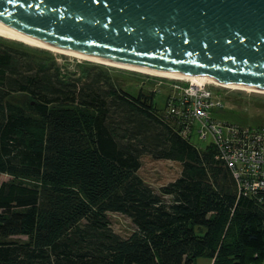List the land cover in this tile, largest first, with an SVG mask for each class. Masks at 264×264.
Returning <instances> with one entry per match:
<instances>
[{
  "label": "trees",
  "instance_id": "16d2710c",
  "mask_svg": "<svg viewBox=\"0 0 264 264\" xmlns=\"http://www.w3.org/2000/svg\"><path fill=\"white\" fill-rule=\"evenodd\" d=\"M101 66L0 42V264H264V194ZM181 175L160 192L141 160ZM109 213L136 229L115 232Z\"/></svg>",
  "mask_w": 264,
  "mask_h": 264
},
{
  "label": "water",
  "instance_id": "95a60500",
  "mask_svg": "<svg viewBox=\"0 0 264 264\" xmlns=\"http://www.w3.org/2000/svg\"><path fill=\"white\" fill-rule=\"evenodd\" d=\"M0 27L102 60L264 91V0H0Z\"/></svg>",
  "mask_w": 264,
  "mask_h": 264
},
{
  "label": "rangeland",
  "instance_id": "374dc122",
  "mask_svg": "<svg viewBox=\"0 0 264 264\" xmlns=\"http://www.w3.org/2000/svg\"><path fill=\"white\" fill-rule=\"evenodd\" d=\"M0 42L25 46L34 51H46L56 59L64 69L82 73L87 66H101L107 68L114 75L124 81L125 87L137 94L141 89L146 93H155V102L160 108L166 106V100L169 94L180 93L183 87L189 85V81L179 80L164 76L151 75L138 71L109 66L89 60H84L74 56L53 52L43 48H38L25 44L20 41L1 37ZM215 88L223 99L224 108L212 111V116L223 122L237 124L245 127H262L264 128V93L248 92L243 90H234L209 83ZM198 125V124H196ZM191 142L199 147L204 148L207 141L200 140L197 134V128L194 129ZM181 165L170 160H155L150 156H144L141 160V168L138 172L139 176L155 191L160 192L162 186L175 180L181 175ZM11 176L2 174L0 176V184L3 181L10 180ZM109 218L115 232L126 237L133 233L136 229L132 220L120 213H109ZM204 259H199L197 264L206 263Z\"/></svg>",
  "mask_w": 264,
  "mask_h": 264
},
{
  "label": "built area",
  "instance_id": "2783aa9c",
  "mask_svg": "<svg viewBox=\"0 0 264 264\" xmlns=\"http://www.w3.org/2000/svg\"><path fill=\"white\" fill-rule=\"evenodd\" d=\"M222 108L223 99L209 83L189 82L180 93L167 97V111L178 118L183 135L191 138L197 128L200 140L217 146L219 158L231 169L242 189L264 194V128L214 118L212 111Z\"/></svg>",
  "mask_w": 264,
  "mask_h": 264
},
{
  "label": "bare ground",
  "instance_id": "6f19581e",
  "mask_svg": "<svg viewBox=\"0 0 264 264\" xmlns=\"http://www.w3.org/2000/svg\"><path fill=\"white\" fill-rule=\"evenodd\" d=\"M0 36L5 37V38H9L12 40L20 41V42H23L25 44L35 46L38 48H43V49L50 50L53 52H58V53L74 56L77 58H81L84 60H89V61H93V62H97V63L106 64L109 66L126 68V69L138 71L141 73H147V74H151V75L164 76V77H169V78H174V79H179V80H186V81L191 82L194 85L212 83V84H216V85L221 86V87L234 89V90H243V91H248V92L264 93V91H262V90H258V89H254V88H250V87H245V86H237V85H233V84H229V83H225V82H220V81L214 80L208 76L190 75V74L176 73V72H170V71L155 70V69H150V68L137 66V65L123 64V63L111 62L108 60H102V59L95 58L92 56H87V55L80 54L77 52L63 50V49H60V48H57L54 46H50V45L44 44L42 42L36 41L34 39H31L29 37L18 34L16 32L10 31L8 29L2 28V27H0Z\"/></svg>",
  "mask_w": 264,
  "mask_h": 264
}]
</instances>
